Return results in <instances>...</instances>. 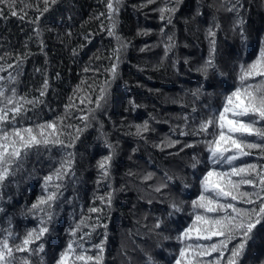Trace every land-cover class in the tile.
Masks as SVG:
<instances>
[{"label": "snow or ice", "instance_id": "1", "mask_svg": "<svg viewBox=\"0 0 264 264\" xmlns=\"http://www.w3.org/2000/svg\"><path fill=\"white\" fill-rule=\"evenodd\" d=\"M97 3L99 9L78 21L75 0H19V6L18 0H0L5 29L13 17L30 29L20 48L0 31V264H107L109 226L117 211L121 224H130L121 228V264H264V0ZM129 7L137 21L132 38L121 31L122 12ZM221 12L228 14L226 26ZM141 17L156 20V27L142 24ZM89 21L97 22L95 30L85 29ZM179 22L197 40L203 31L206 55L179 53ZM153 33L157 39L136 50L161 51L134 64L138 72L170 67L177 77L198 74L194 87L181 83L171 98L181 109L176 123L153 112L139 122L127 115L147 105L130 94L121 65L133 39ZM97 35L108 44L80 69L91 77L80 76L54 106L49 94H56L53 81L61 72H50L46 38L76 63ZM252 42L256 50L249 56ZM183 47L199 45L185 41ZM37 55L43 64L27 73L29 58ZM181 63L187 73L180 72ZM36 74L37 84L24 80ZM121 83L129 92L117 121L112 109ZM135 86L144 87L139 80ZM161 122L169 124L170 135L157 140L151 134ZM124 159L129 163L121 172ZM31 180L40 192L19 205L18 216L34 223L21 228L8 207L19 204L15 197ZM129 191L134 196L124 212L117 201ZM65 205L67 224L61 229L57 222Z\"/></svg>", "mask_w": 264, "mask_h": 264}, {"label": "trees", "instance_id": "2", "mask_svg": "<svg viewBox=\"0 0 264 264\" xmlns=\"http://www.w3.org/2000/svg\"><path fill=\"white\" fill-rule=\"evenodd\" d=\"M25 3L28 2H35V0H24ZM128 3L138 2V0H127ZM192 0H189V3H191ZM19 6V0L18 4ZM75 7L76 11L78 13L77 20L83 18L87 19L88 14L91 13L94 9H99L101 6L97 3V0H75ZM28 11V13L31 15L30 9H25ZM151 16H155V13H150ZM227 13L221 12L220 17L222 21L225 22L226 26V20L225 17H227ZM122 23H121V31L125 36H128L130 38L133 37L135 26H136V16L132 12L131 8H127L122 12L121 17ZM252 22L254 27L259 28L260 27V17L257 15L256 10H253L252 12ZM141 23L146 24L147 26L156 27L157 21L154 19L144 20L143 17H141ZM178 38L180 41V48L179 53L181 55H187L191 54L193 56H200V55H206L207 54V42L203 39V31L200 33H197L196 35L199 37L197 40L191 33H185L183 28V23H178ZM97 22L96 21H89L88 24L85 25V29L92 28L96 29ZM24 28V31L22 32L21 29ZM77 29L79 30V25L77 24ZM30 29L25 27L20 21H18L16 18H10V22L8 23L7 29L4 28V22L0 21V31L7 32L11 38L12 44L16 48H20V41L23 40L25 32L29 31ZM47 36V34H46ZM157 39V36L155 33L147 36V37H135L133 39V45L134 47L129 50L127 60L125 63L121 65V71L123 78L125 80H128L132 87L130 89V94L138 98L139 101L145 103L147 105V108L139 109L137 113L135 114H127L129 115V119H136L137 122L142 120L143 118L147 117L148 112H153L155 115H157L161 121L163 120H170L172 123H176L177 121V114L180 113L181 109L178 104H174L171 102V98L174 97L178 92L181 91L180 84L183 83L185 87H194L196 84V80L198 78V74L196 73H187V69L183 66L181 63L180 65V72L181 73H187L185 75H180L177 77L173 70L169 68H162L159 71H147L145 73H140L137 71L136 68L133 67L134 64L142 63V57L144 59L153 58L156 53H159L161 49L157 48L154 49L152 52L148 53H139L136 49L141 46L144 42L151 43L152 41H155ZM220 39H224L223 33L220 34ZM187 41L189 44L192 45H199V47H192V48H184L183 43ZM79 42V41H76ZM46 43L48 44V54H49V60L51 63V69L50 72L54 74L55 71L61 72V77L53 81V85L56 89V94H49V100L52 101L53 105L55 106L57 103H59L61 100L66 99V94L71 91L70 85L78 83L80 76H88L91 77V73H82L80 69L83 67L85 62L88 60V56L91 55L97 48H101L102 45L108 44V39L106 37L102 38L101 35H97L94 37L91 43H88L87 46L81 51L79 57L76 58L77 62L72 63L69 59V53L65 50H63L62 46L56 43L52 39L46 38ZM231 43V41H229ZM32 50L36 51V45H31ZM11 50V49H9ZM22 50V49H21ZM256 50V45L254 42L250 44L248 54L249 56L252 55V53ZM3 53V50L0 49V54ZM106 63V61H103ZM100 63V62H97ZM33 64L36 65H42L43 64V56L37 55L35 57H30L28 60V63L26 65V72L32 73ZM24 80L27 83L31 84H37L40 80L39 74H36L33 78H30L28 75H25ZM139 80L144 87H136L135 82ZM89 83L91 80L88 81ZM24 85H21V90H24ZM160 89L161 91L159 93H149L148 89ZM129 92V89H126L123 84L121 83L117 92H116V104L114 105V108L112 109L114 118L118 121L119 115L122 112L121 107V100L124 98L125 93ZM62 110V109H61ZM155 127L157 131L155 133H152V137L155 139H160L164 135H170L169 132V124L166 123H158L155 124ZM90 139V137H89ZM127 141H131V137L125 138ZM95 151H99V149H95ZM144 147L142 146L140 149V153L138 154L141 157V160L146 159V156L144 155ZM152 153H155L157 156H159V153L156 152L155 149H150ZM167 159L165 158V162H167ZM129 162L124 159L122 160V166H121V172L124 170V166L127 165ZM89 177L94 175V171H89L87 173ZM117 185L121 181V176L118 174L116 176ZM24 189L23 195L19 197H15V199H18L19 204L15 205L13 207L12 205H9L8 211L13 213L15 219L14 223L17 224L19 227H23L25 223H27L29 226H31L34 221L29 218L27 221L22 220L18 216V210L19 205L24 204L26 201L30 203L32 200L35 199L36 195L39 194L40 189L36 182V180L29 181L26 185L22 186ZM89 192L91 191V188L93 185L89 183L87 185ZM71 189H69V192L65 195H70ZM122 199L117 201L118 208H121L124 212H127L128 210V199L132 198L134 196V192L129 191L127 193H121L120 194ZM68 206L65 205V211L61 213L60 219L58 220L57 224L58 227L66 226L67 224V211ZM114 220L110 224L111 234L109 237V243H108V250L105 253L107 264H121V258L118 255V248L121 242V228L122 227H129V221L124 220L123 225L121 224V217L119 214V211L115 212L113 214Z\"/></svg>", "mask_w": 264, "mask_h": 264}]
</instances>
